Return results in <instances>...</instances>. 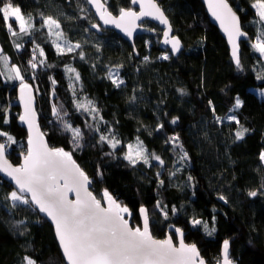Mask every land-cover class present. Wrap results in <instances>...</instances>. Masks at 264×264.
<instances>
[{
  "label": "trees",
  "instance_id": "obj_1",
  "mask_svg": "<svg viewBox=\"0 0 264 264\" xmlns=\"http://www.w3.org/2000/svg\"><path fill=\"white\" fill-rule=\"evenodd\" d=\"M155 1L183 43L176 58L159 49V33L137 37L136 54L113 31L95 35L89 28L95 18L85 0H11L26 17H32L34 29L19 33L11 20L12 29L19 33L13 36L0 16V49L9 64L20 68L24 82L34 88L38 123L49 145L71 153L97 198L107 189L129 209L132 226L140 224L139 210L146 208L154 237H164L170 227L179 228L185 242L195 244L207 264L220 259L225 240L234 264H264V165L260 160L264 151V79L257 78L264 77V58L252 47L264 23H257L259 17L252 7L255 0H228L250 37L240 43L238 68L200 0ZM130 3L108 0L107 7L116 13L131 8ZM41 14L57 19L59 31L80 48L58 54L53 38L41 27ZM87 33L96 41L86 43ZM37 44L44 56L36 51L37 67L33 69L29 61ZM164 55L169 59H163ZM67 67L79 73V81H70L75 74L67 72ZM110 70L114 78L118 73L124 81L119 88L109 79ZM73 83L75 96L70 87ZM19 85L0 75V132L15 141L9 143L7 136H0V143L5 144L13 165H19V156L26 150L19 107L12 102ZM237 97L242 106L233 112ZM84 98L99 110L95 119L76 109V102ZM53 105L61 110L64 121L81 130L78 147L72 133L53 115ZM229 115L240 123L228 121ZM241 126L248 132L236 140ZM101 135L114 136L120 144L112 149L100 140ZM173 136L179 137L188 154L186 160H179V149L169 142ZM137 138L149 153L164 161L163 166L155 160H150L151 167L142 162L133 166L124 159L127 145H135ZM0 190L13 191L1 177ZM251 191L258 195L249 196ZM194 220L215 231L208 235L203 223L194 225ZM25 257L36 264H65L52 226L31 205L10 209L0 197V264H26Z\"/></svg>",
  "mask_w": 264,
  "mask_h": 264
},
{
  "label": "snow or ice",
  "instance_id": "obj_2",
  "mask_svg": "<svg viewBox=\"0 0 264 264\" xmlns=\"http://www.w3.org/2000/svg\"><path fill=\"white\" fill-rule=\"evenodd\" d=\"M207 2L212 16L220 21L221 27L228 36L232 46V58L239 67L240 56L237 41L246 35L241 31L239 18L229 7L227 0H207ZM87 3L95 7L105 25L113 24L129 37L135 29L136 21L141 17L151 16L159 20L161 24L168 25L167 18L154 0H131L132 4L140 5V11L121 8L118 17L108 11L105 6L106 0L104 2L102 0H87ZM252 7L256 9V14L259 17L257 23H264V0H255ZM0 16L13 36L19 33H28L34 29L32 17L30 15L26 17L21 8L14 6L11 0H0ZM41 19V27L46 28L47 35L53 38L51 42L55 45L58 54L71 53L74 49L80 48L79 43L73 45L65 34L59 31L61 25L57 19L43 16V14H41ZM10 20L18 24L19 33L12 29ZM92 27L98 28L99 25L93 24ZM170 31L171 28L168 26V30L164 32V43L170 44L172 53L175 54L180 51L181 45L178 38H169ZM60 41H63V44ZM16 47L20 48L21 45L17 44ZM252 47L261 56H264V28L261 29ZM37 50H39L40 56H44V50L37 44L33 49L32 59L29 61L33 69L37 67L35 62ZM80 56L83 59V53H80ZM162 58L167 60L169 56L164 55ZM147 59L145 57V60ZM39 63L44 64V61L40 60ZM0 64L4 69V71H0V75L7 72L9 80L20 81V100L24 106V113L20 116V120L28 125L29 130L27 154L24 155L23 163L19 167H13L8 163L5 159V145L0 144V172L10 177L16 186V190L11 191L5 199L11 202L12 208L20 205H34L51 219L55 225L56 237L67 264H207L195 244L184 243L183 232L179 228L175 230L179 237V246L177 247L171 236L162 240L152 236L149 230L147 209L141 207L139 210L143 218V227H133L125 218V214L131 216L129 209L118 203L107 189L103 191L99 199L93 195L89 190L91 181L72 159L71 153L61 148H49L44 141L43 134L39 132L36 124L31 86L24 82L19 67L15 65L9 67V58L3 55L2 49H0ZM66 71L75 74L74 77L70 76V81L73 79L79 81V73L74 68L67 67ZM257 78L264 79V77ZM109 79L117 88L124 83L118 78V73L114 78L111 70ZM54 83L55 81H53ZM70 87L73 88L75 96V84H70ZM209 104L211 105V101ZM75 106L77 110L92 114L93 119L99 115L95 104L87 98H84L83 101L78 100ZM241 106L242 101L237 97L231 111L234 112ZM212 111L215 113L214 108ZM52 112L62 121L64 129L72 133L73 143L78 147V141L82 136L81 130L64 121L61 110L56 105H53ZM215 119L218 123L221 122L220 117L216 116ZM226 119L236 124L240 123L235 115H229ZM176 122V119L172 120L173 124ZM160 127L163 128V125ZM96 130L98 131L99 128L97 127ZM247 132L248 129L241 126L235 133V139L242 140ZM0 136H7L9 143H15L7 133L0 132ZM100 140L106 141L112 149H116L120 144V141L114 136L110 139L109 136L101 135ZM169 142L174 149H179L180 161L188 158L178 136L171 137ZM127 149L124 159L130 165L135 166L142 162L151 167L150 160L157 161L160 166L164 164L159 156L147 151L139 138L135 145L128 144ZM260 160L264 162V152L260 154ZM157 175L159 176L160 173ZM191 179L189 177V180ZM160 183L163 184V181ZM69 193H74L75 198L69 199ZM248 194L252 197L258 195L257 191H251ZM220 199L224 200L225 198L221 196ZM164 215L167 218L166 212ZM201 223L208 235H212L215 231L214 228L209 230L207 223L200 220L193 221L194 225ZM229 247V241L225 240L222 247V258L217 259L216 264H233L229 255ZM25 262L26 264H36V261L30 257H25Z\"/></svg>",
  "mask_w": 264,
  "mask_h": 264
},
{
  "label": "water",
  "instance_id": "obj_3",
  "mask_svg": "<svg viewBox=\"0 0 264 264\" xmlns=\"http://www.w3.org/2000/svg\"><path fill=\"white\" fill-rule=\"evenodd\" d=\"M200 1H201V3L203 4V6H204V8H205V11H206V14H207V16H208L209 22H210L213 26H215V27L218 29L219 33L221 34V36H222L223 39L225 40L226 45H227V48H228V51H229V57H230V59H231L233 65H234L236 68H238L237 65H236V63H235V61H234V59L232 58V46H231V44L229 43V40H228V36H227V34L225 33L224 29H223V28L221 27V25H220V21L217 20V19H215V17L212 16L211 12L209 11V7H208V2H207V0H200ZM85 2H86V4H87L89 10L91 11L92 15L94 16V18H95L96 21L99 23V26H100L102 29H107V30L113 31L115 34H117L118 36H120L123 40H125L127 43L130 44V46L133 48V51H134L135 54L137 53V51H136V47H135V40H136V38L139 37V36H150V35H153V34H154V32H153L152 30H149V29H147V28H145V27H143V26L141 25V23H143V22H145V21H149V22H151V23L157 25V26L162 30V36H161V39H160L159 44H158L159 49H161L162 51H166V50H168V52L170 53V55L173 56V57H175V58L178 57V56L180 55V53L183 51V49H184V46H183L182 41L179 39L178 36L174 35V31H173V28H172V26H171V24H170V21H169L168 17L166 16V14H165V12L163 11V9L161 8V6H160L155 0H154V2H155L156 5L161 9V11L164 13L165 17L167 18V20H168V25L161 24V23L159 22V20H157V19H155V18H153V17H151V16L141 17V19H139V20L136 21L135 29H134V31L132 32V35H131L130 37H129L128 35H126V33H125L124 31H122L120 28H117V27H116L115 25H113V24H107V25H105V24L103 23V21L100 19V16L97 14L95 7H94L93 5L87 3V0H85ZM102 2H103V1H102ZM227 3H228V5H229V7L232 9V11H233V12L237 15V17L239 18L238 14L234 11V9L232 8V6L230 5V3H229L228 0H227ZM105 6H106V5H105ZM131 7H132V10H133V11H136V12H139V11H140V5H139V4H132V3H131ZM112 15H113V14H112ZM113 16H115V15H113ZM118 16H119V14L117 15V17H118ZM239 22H240V18H239ZM168 26H170V28H171V31H170V33H169V38H171V37H176V38H178L179 41H180V45H181V47H180V51H179L178 53H175V54L172 53L171 45H170V44H165V43H164V40H165L164 32L168 30ZM100 27H98V28H93L92 25H91V26H90V29H91L92 31H94L96 34L101 35ZM240 27H241V22H240ZM241 31L244 32L246 35L240 37V38L238 39V41H237V43H238V45H239V56H240V53H241L240 43H241V42H246V41H248V40L250 39L249 35H248L245 31L242 30V27H241ZM27 84H28V83H27ZM28 85H30V84H28ZM30 86H31V85H30ZM31 90H32V96L34 97V100H33V107H34L35 112H36L35 93H34V90H33L32 86H31ZM16 101H17V105H18V107H19V111H20L19 118H18V122H19L20 126L24 128V130H25V132H26V142H25V143H26V150H25V153H23V154H21V155L19 156V158H20V163H19V165H13V164L9 161V159L7 158V150H6V148H5V159H6V160L8 161V163L11 164L13 167H19V166L23 163L24 155L27 154V149H28V138H29L28 125L20 120V116L23 115V113H24V106H23V104L21 103V100H20V85L16 87ZM36 124L38 125V130H39V132L43 134V139H44V141L46 142V144L48 145V147H49V148H54L53 146L49 145V143H48V141H47V139H46V137H45V135H44V133H43V131H42V129H41L39 123H38L37 112H36ZM0 144H2V143H0ZM72 159L74 160L73 157H72ZM74 161H75V160H74ZM75 162H76V161H75ZM76 164H77V162H76ZM77 165H78V164H77ZM78 166H79V165H78ZM79 167H80V166H79ZM80 168H81V167H80ZM84 173H85V172H84ZM85 174H86V173H85ZM86 175H87V174H86ZM0 177H1L6 183H8V184L12 187L13 190H16L15 183L11 180L10 177L6 176L5 173H3V172H0ZM89 180H90V179H89ZM91 188H92V184L89 185V190H90V191H91ZM91 192H92V191H91ZM92 193H93V192H92ZM93 195H94V193H93ZM74 198H75L74 193H69V199H74ZM113 198H114V197H113ZM98 199H99V198H98ZM114 199H115V198H114ZM118 203H119V202H118ZM31 206H32V208H33L35 211L38 212V214H39L41 217H43V218H44V219H45V220H46V221L52 226V229H53V232H54V237H55V240H56V242H57V244H58V247H59V250H60V252H61V255H62V257H63V261H64L65 264H67V260H66V258H65L64 255H63V250H62V248L60 247L59 241H58V239H57V237H56L55 225L53 224V222L51 221V219L48 218L44 213L40 212L38 208H36L34 205H31ZM145 209H146V208H145ZM148 217H149V216H148ZM125 218L129 220V224H130V226H132V225H131V221H130V219L128 218L127 214H125ZM139 221H140V226H137V227H141V228H142V227H143V218H142V216H141V214H140V211H139ZM149 230H150V220H149ZM150 232H151V230H150ZM174 233H175V236H176V244H175L174 242H173V243H174V245H176V246L178 247V246H179V237H178V235L176 234V231H175V230H174ZM151 234H152V233H151ZM152 236H153V235H152ZM169 236H170L169 233H167L166 238L169 237ZM154 238H155V237H154ZM166 238H165V239H166ZM156 239H157V238H156ZM183 239H184V232H183ZM160 240H161V239H160ZM184 243H185V244H188V243L185 242V240H184ZM189 245H190V244H189ZM196 247H197V246H196ZM222 247H223V245L221 246V250H220V259L222 258V256H221V253H222ZM197 249H198V247H197ZM198 250H199V249H198ZM200 255H201V254H200ZM229 255H230V252H229ZM201 257H202V256H201ZM202 258H203V257H202ZM233 264H234V263H233Z\"/></svg>",
  "mask_w": 264,
  "mask_h": 264
},
{
  "label": "flooded vegetation",
  "instance_id": "obj_4",
  "mask_svg": "<svg viewBox=\"0 0 264 264\" xmlns=\"http://www.w3.org/2000/svg\"><path fill=\"white\" fill-rule=\"evenodd\" d=\"M103 1V0H102ZM106 1H108V0H106ZM130 6H131V3H130ZM106 7H107V5H106ZM107 9H108V7H107ZM131 9H132V7H131ZM109 11V10H108ZM110 12V11H109ZM113 15H115V16H117L118 14H119V12H116V13H112ZM93 24H97V25H99V23L96 21V19H95V22L93 23ZM92 24V25H93ZM141 25L143 26V27H145V28H147V29H149V30H152L153 32H154V34L153 35H150V36H156L158 33H159V37L156 39V42L159 44V41H160V39H161V36H162V30L157 26V25H155V24H153V23H151V22H149V21H145V22H143V23H141ZM91 26V25H90ZM100 27V26H99ZM90 28V27H89ZM100 30H101V35L104 33V31H110V30H107V29H102L101 27H100ZM94 32V31H93ZM95 33V32H94ZM96 34V33H95ZM98 35V34H97ZM101 35H99V36H101ZM164 52H167V53H169L168 52V50H166V51H164ZM170 54V53H169ZM137 226H140V224L139 225H137ZM137 226H133V227H137ZM170 231H173V234L174 235H172V234H170ZM167 233H169V235L172 237V240H173V242L176 244V236H175V233H174V230H173V228H169L166 232H165V236L164 237H162V238H157V239H165L166 238V236H167ZM154 237V236H153ZM156 238V237H155ZM184 238H185V235H184Z\"/></svg>",
  "mask_w": 264,
  "mask_h": 264
},
{
  "label": "rangeland",
  "instance_id": "obj_5",
  "mask_svg": "<svg viewBox=\"0 0 264 264\" xmlns=\"http://www.w3.org/2000/svg\"><path fill=\"white\" fill-rule=\"evenodd\" d=\"M103 2H104V0H103ZM86 3V2H85ZM87 5V4H86ZM106 5H107V1H106ZM88 7V6H87ZM89 9V8H88ZM119 12V11H118ZM11 21V20H10ZM15 24V27H16V29H19L18 28V24L15 22L14 23ZM87 38H89V40L88 41H86V39H84L85 40V42L86 43H93L94 41H96V40H94V39H92V38H95V37H90L89 36V34L87 33ZM96 35V34H95ZM60 43L61 44H63V41H60ZM263 58H264V56H262ZM13 64H9V67H11ZM1 71H4V69H3V66H2V64H1ZM114 74V73H113ZM3 76V78L5 79V81H7V82H18V83H20V81L19 80H9L7 77H8V73L7 72H5V74L4 75H2ZM253 92L255 91V90H252ZM255 93L257 94V95H261V92L260 91H255ZM4 144V143H3ZM264 152V151H263ZM263 163V165H264V162H262ZM10 192H5L4 190L2 191V190H0V197H2V200L7 204L8 203V206H9V208L10 209H12V207H11V202L10 201H8V200H6L5 199V197L9 194ZM20 206H26V205H20ZM154 224H155V222H154ZM151 225V224H150ZM152 226V225H151Z\"/></svg>",
  "mask_w": 264,
  "mask_h": 264
},
{
  "label": "built area",
  "instance_id": "obj_6",
  "mask_svg": "<svg viewBox=\"0 0 264 264\" xmlns=\"http://www.w3.org/2000/svg\"><path fill=\"white\" fill-rule=\"evenodd\" d=\"M12 102H15L16 103V99H15V101H12Z\"/></svg>",
  "mask_w": 264,
  "mask_h": 264
},
{
  "label": "bare ground",
  "instance_id": "obj_7",
  "mask_svg": "<svg viewBox=\"0 0 264 264\" xmlns=\"http://www.w3.org/2000/svg\"><path fill=\"white\" fill-rule=\"evenodd\" d=\"M34 89V88H33Z\"/></svg>",
  "mask_w": 264,
  "mask_h": 264
}]
</instances>
